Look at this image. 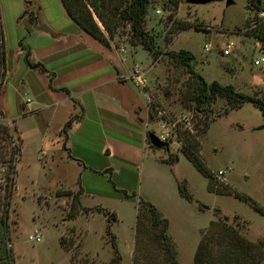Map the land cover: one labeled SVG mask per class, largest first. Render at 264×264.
Returning a JSON list of instances; mask_svg holds the SVG:
<instances>
[{"label": "rangeland", "instance_id": "1", "mask_svg": "<svg viewBox=\"0 0 264 264\" xmlns=\"http://www.w3.org/2000/svg\"><path fill=\"white\" fill-rule=\"evenodd\" d=\"M6 1L0 0L2 17L3 13L8 16L2 10ZM152 1L146 29L156 38L157 54H151L142 45L130 44V26H121L117 37L110 41L118 49L129 50L126 54L129 63L136 64L131 80L139 66L146 89L154 97L153 102L148 101L149 133H160V121H172L178 123L181 137L173 130L174 143L170 147H147L138 166L114 158L116 174L112 176V171H107V178L97 173L101 159L96 148H85L84 154L81 149L76 150V155L88 160L85 175L67 169L65 180L47 178L42 173L45 146L38 129L39 118L18 116V97L9 90V105L7 101L5 109L16 121L10 122L7 115L1 120L17 128L16 137L20 136L23 142L22 161L17 165L15 180L11 179L9 164L0 163V196L7 186L14 189L10 214L16 264H110L114 237L122 255L120 264H172L162 239H153L155 235L148 231L143 233L146 222L137 230L142 198L169 219V236L179 264H194L201 238L212 221L224 217L247 239L264 244V212L256 207L264 209L262 111L252 103L234 108L223 96H218L209 110L199 107L193 101L197 79L171 56V52L189 50L196 56L195 70L209 84L218 81L233 85L239 92L264 98V63H255L264 57V45L251 35L264 17L257 9L248 7L254 0H232L230 5L228 0L202 4L182 0L176 8L167 0ZM96 15L100 26L108 32ZM185 23L191 25L187 30L180 28ZM9 39L12 40L10 30ZM229 41L235 43L233 53L224 55L223 47ZM207 45L210 49H206ZM147 80H155L158 85L151 84V88ZM137 86L142 91V85ZM184 118L191 121L192 129H182ZM187 140L198 145L208 175L183 153ZM57 150L65 152L63 148ZM170 154H177L179 161L171 162ZM219 171L224 172L222 177L217 176ZM184 183L192 200L180 191ZM81 184L90 192L83 198L90 208H81L76 203L74 213V196L68 192L74 194L71 188L79 189ZM62 196L66 197L64 201ZM36 232L42 235V241L29 239ZM155 233L159 236L160 230Z\"/></svg>", "mask_w": 264, "mask_h": 264}, {"label": "crops", "instance_id": "2", "mask_svg": "<svg viewBox=\"0 0 264 264\" xmlns=\"http://www.w3.org/2000/svg\"><path fill=\"white\" fill-rule=\"evenodd\" d=\"M2 10L8 14L3 13L7 72L0 106L4 117L16 121L5 109L7 101L9 105L7 93L12 90L18 97L17 115L39 118L38 129L45 146L42 173L60 180L67 179V169L85 175L88 160L75 151L81 149L84 154L85 148L91 147L97 149L101 159L97 173L106 178L107 171L111 170L112 176L116 174V157L138 166L142 154L151 146L147 126L151 116L145 95L131 80L136 64L130 65L126 56L129 50L99 42L70 16L63 0H7ZM27 10L34 14H25ZM28 51L31 56L27 60ZM147 81L150 87L158 85L155 80ZM21 161L22 156L19 165ZM71 190L80 192V207L89 209L83 198L90 192L83 184ZM61 198L64 201L66 197ZM66 203L70 207L68 200Z\"/></svg>", "mask_w": 264, "mask_h": 264}, {"label": "trees", "instance_id": "3", "mask_svg": "<svg viewBox=\"0 0 264 264\" xmlns=\"http://www.w3.org/2000/svg\"><path fill=\"white\" fill-rule=\"evenodd\" d=\"M151 1L152 0H63L70 16L85 31L105 46H110V40L117 37L119 28L126 25L130 26L131 29V38L129 39L131 45H142L145 49H148L151 54H157L156 38L146 29L149 6L153 2ZM167 1L169 4H174L176 8L180 5L182 0ZM250 3L248 7L257 9V11L264 10V1L254 0ZM31 5L32 3L30 1L29 7ZM29 13L32 15L34 14L29 10L25 12V14ZM95 13L103 20L108 32L100 26L95 18ZM37 20L38 15L37 17H33L34 23H37ZM247 25H250V20L247 21ZM190 27L191 25L185 23L184 27L180 28L187 30ZM251 35L259 39L264 45V18L261 19V23L257 27L252 29ZM20 46L24 49L23 41L20 42ZM30 56L31 53L28 51L26 53V59H30ZM171 56L179 65L185 67L189 73L197 79V89L193 101L196 102L199 107L204 106L209 110L217 97L223 96L229 99L230 104L234 108H240L245 103H252L259 107L264 116V98L239 92L233 85H223L218 81H213L209 84L207 80L195 70L194 61L196 60V56L193 52L183 49L179 52H171ZM6 68V35L0 6V94L6 76ZM2 117L3 111L0 106V163L9 164L10 176L13 174V178L11 179L15 180L17 165L22 156L23 142L20 136L16 137L17 128L15 127L14 129L9 124L3 122L1 120ZM73 119L74 117L66 124L64 130L65 134L68 133ZM197 146L187 140L183 153L208 175V173H206V168L202 165L200 150ZM150 147L155 149L153 145ZM170 157L171 162L179 161V156L177 154H170ZM209 189L215 192L212 187H209ZM180 191L182 195L188 199H193L185 183L180 185ZM13 192L14 189L7 186L4 195L0 196V264H16L12 246V223L10 214ZM69 193L74 196L72 211L75 213L76 211H74V208L76 203L80 204V192L73 194L70 191L68 195ZM242 197L247 199L245 196ZM256 207L264 212L262 207ZM217 212H220V210H217ZM143 221L147 223V225L142 228L143 233H147L148 231L151 236L155 235L153 239H162L163 246H165L163 248L169 255L172 264H179L176 258L175 245L172 238L169 236V219L164 217L152 203L142 198L140 200L137 216V230L140 229ZM158 229L160 230L159 236L157 233L153 234V231ZM139 241L143 242L141 238ZM113 249L114 257L110 264H120L122 262V255L118 249L115 237L113 239ZM194 264H264V244L255 243L247 239L239 228L229 225L228 219L224 217L223 219L212 221L208 232L201 238L195 254Z\"/></svg>", "mask_w": 264, "mask_h": 264}, {"label": "built area", "instance_id": "4", "mask_svg": "<svg viewBox=\"0 0 264 264\" xmlns=\"http://www.w3.org/2000/svg\"><path fill=\"white\" fill-rule=\"evenodd\" d=\"M262 1H264V0H262ZM157 13L158 14L161 13V10H158ZM258 13L261 17H264V10L258 11ZM234 45H235V43L233 41H229L228 43H226V45H224V47H223L224 55H231L233 53ZM206 49H210V46L207 45ZM255 63L257 65H261L262 63H264V57H262L261 59H257ZM136 67H137V69H136L137 75L135 76V78L133 77L132 80H135L136 86L142 85L141 86L142 91L140 90V92L145 95L147 102L148 101L153 102L154 97L152 96L151 93H149L150 91L146 89V80L143 79V75H141V72H140L141 69H139L140 68L139 66H136ZM183 123L185 125L182 129H184V130L192 129V127H191L192 123H191V121L190 122L188 121V118H184ZM158 124L161 127V131H160V133H154V134H156L162 142L167 143L168 146L171 145V142L174 143V139L172 136L173 130L177 132L176 134L179 137H181V131L179 129H177V126H178L177 122L170 121V123H166V122L160 121ZM223 175H224L223 171H219V173L217 174L218 177H220V176L222 177ZM29 239L33 242H40V241H42V235L40 233L36 232L35 234L30 235Z\"/></svg>", "mask_w": 264, "mask_h": 264}, {"label": "water", "instance_id": "5", "mask_svg": "<svg viewBox=\"0 0 264 264\" xmlns=\"http://www.w3.org/2000/svg\"><path fill=\"white\" fill-rule=\"evenodd\" d=\"M211 1H213V0H188L189 3H194V4L208 3V2H211ZM232 3H233L232 0H228V5H230V4H232ZM96 16H97V15H96ZM97 17H98V16H97ZM101 25H102L103 27L105 26L104 23H101ZM104 28H105V27H104ZM149 139H150V143H151V145H153V146L156 147V148L161 149V148H163V147H165V146L168 147V144L165 143V142H162V141L158 138V136H157L156 134H154V133H150V135H149Z\"/></svg>", "mask_w": 264, "mask_h": 264}]
</instances>
